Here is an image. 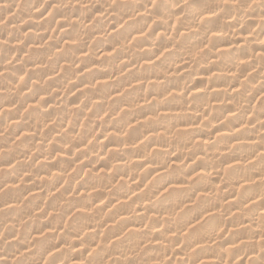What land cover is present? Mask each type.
<instances>
[{"label": "clouds", "instance_id": "clouds-1", "mask_svg": "<svg viewBox=\"0 0 264 264\" xmlns=\"http://www.w3.org/2000/svg\"><path fill=\"white\" fill-rule=\"evenodd\" d=\"M0 264H264V0H0Z\"/></svg>", "mask_w": 264, "mask_h": 264}]
</instances>
